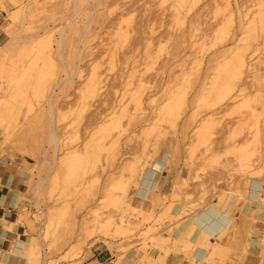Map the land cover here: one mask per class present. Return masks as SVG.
Returning a JSON list of instances; mask_svg holds the SVG:
<instances>
[{"label": "rangeland", "instance_id": "rangeland-1", "mask_svg": "<svg viewBox=\"0 0 264 264\" xmlns=\"http://www.w3.org/2000/svg\"><path fill=\"white\" fill-rule=\"evenodd\" d=\"M0 9V100L11 105H0V159L25 165L35 264H83L102 238L119 263L132 249L144 258L168 240L173 203L246 200L250 176L264 183V0H0ZM74 149L89 155L75 160ZM165 151L189 176L169 205L151 195L149 210L136 207L141 164L162 169ZM227 224L189 259L221 251L213 236Z\"/></svg>", "mask_w": 264, "mask_h": 264}, {"label": "crops", "instance_id": "crops-1", "mask_svg": "<svg viewBox=\"0 0 264 264\" xmlns=\"http://www.w3.org/2000/svg\"><path fill=\"white\" fill-rule=\"evenodd\" d=\"M3 14L0 9V23ZM165 152L162 158L163 168L155 172L152 180L155 184L152 183L151 187L154 186L153 191H157L161 197L164 196L167 199L164 204L167 206L171 196L179 192L177 184L181 182L182 178H187L189 173L185 166L168 167L169 154L167 151ZM26 180L27 172L20 157L13 160L6 157L0 160V263L2 264H28L24 255L11 251L14 245L20 241L23 243L24 252L31 241L29 232L32 226L27 223L25 217L22 220L23 211L28 205L25 197L27 194ZM260 195L259 199L251 201L247 195L246 200L244 198L240 200L237 193H228L222 203L218 204V209L229 219L228 224L213 236L214 240L222 247L221 251L213 252L212 248L208 247L207 254L198 255L197 261L192 262L189 259L194 247L198 246L200 242L197 227L191 228L189 233L191 217L206 205L216 203L218 199L212 196L202 206L194 209L191 208L189 202L180 199L173 203L170 212L172 218L165 222L164 228L161 230L160 235L168 240H164L162 244L160 243L161 245L155 242V245L147 251L151 261L142 258V254H138L132 249L119 264H260L264 257V244L262 243L264 202L260 200L263 192L260 191ZM133 197L136 207L143 205L148 210L151 208L147 200H141L142 196L136 193L135 189ZM250 215H253V222ZM231 227L235 229H231ZM169 229L171 230L170 234L168 233ZM185 229L189 234L184 232ZM252 229L253 233L249 235ZM182 232L187 233V237H184ZM106 247L103 239L95 242L91 250V257L83 264H114V255ZM203 258L205 260L201 262Z\"/></svg>", "mask_w": 264, "mask_h": 264}, {"label": "bare ground", "instance_id": "bare-ground-1", "mask_svg": "<svg viewBox=\"0 0 264 264\" xmlns=\"http://www.w3.org/2000/svg\"><path fill=\"white\" fill-rule=\"evenodd\" d=\"M14 1V0H13ZM6 49H8V48H4V47H2V46H0V52H2L3 53V55H5L4 54V50L6 51ZM1 53V54H2ZM48 56H50V55H48ZM1 57V56H0ZM5 57V56H4ZM242 59V58H241ZM246 63V62H245ZM244 63V64H245ZM228 64V63H227ZM226 64V65H227ZM48 66V65H47ZM245 66H246V64H245ZM231 67V66H230ZM242 67V66H241ZM225 68V67H224ZM233 69V68H232ZM249 69V68H248ZM46 70H48V69H46ZM236 70V69H235ZM234 70V71H235ZM238 70V69H237ZM236 70V71H237ZM239 71V76H240V73H241V70L239 69L238 70ZM48 71H46V73H47ZM227 73V72H226ZM231 73V72H230ZM45 74V68L42 70H39V72L37 73V79L39 80L40 78H42L43 76H45L44 75ZM242 74V73H241ZM47 75H48V73H47ZM232 75H234L233 73H232ZM70 76V75H69ZM239 76H236V77H239ZM46 77V76H45ZM23 78V77H22ZM24 79V78H23ZM68 79V78H67ZM69 80V79H68ZM21 81H23V80H21ZM41 81H42V79H41ZM44 81V80H43ZM70 82V81H69ZM215 82V81H214ZM214 82H213V84H214ZM27 83V82H26ZM248 83V82H247ZM257 83V82H256ZM60 84V83H59ZM219 84V83H218ZM225 84V83H224ZM249 84V83H248ZM40 85V84H39ZM212 85V84H211ZM36 86V85H35ZM57 86H59L58 84L55 86V88H57ZM216 86V85H215ZM223 85H220L219 87H220V89H221V87H222ZM38 87V86H37ZM40 87H41V85H40ZM212 86H209V88H211ZM213 87H214V85H213ZM245 87V86H244ZM250 87V86H249ZM223 88V87H222ZM212 89V88H211ZM244 89V88H243ZM43 90V89H42ZM12 93V92H11ZM52 93H53V88L51 89V95H52ZM239 93V92H238ZM252 93V92H251ZM259 95V94H258ZM14 97V96H13ZM13 97H12V100H13ZM250 97V96H249ZM9 98H11V97H9ZM14 100H15V98H14ZM255 100V99H254ZM1 102H0V105L2 104V102H4V104H6L7 105V102L5 103V100L4 101H2V100H0ZM17 101V100H16ZM19 101V100H18ZM249 101V100H248ZM13 102V101H12ZM3 104V107H4V109H5V106L6 105H4ZM9 104V103H8ZM52 104V103H51ZM51 104H49V106H51ZM10 105V104H9ZM9 105H7V106H9ZM2 106V105H1ZM0 106V107H1ZM6 106V107H7ZM11 106V105H10ZM53 106V105H52ZM0 110H2V109H0ZM7 111H9L8 110V107H7V109H6ZM3 111V110H2ZM7 111H5L4 113H5V115H9V114H7L8 112ZM10 112V111H9ZM2 113V112H1ZM1 115H3V114H1ZM54 130V129H53ZM53 130L51 131V134L52 135H54V132H53ZM16 135V134H15ZM9 136H11V133L9 134ZM3 145V142L0 140V148L1 147H3L2 146ZM17 145V144H16ZM85 146V145H84ZM84 148V147H83ZM86 148H87V145H86ZM3 149H4V147H3ZM83 150H86V149H83ZM1 151V150H0ZM4 151V150H3ZM9 151V150H8ZM12 151V150H11ZM81 151H82V149H81ZM81 151H79V150H76V149H74V150H72V153H71V157H73V158H75V160H76V158H80V157H82V155L84 156V154H86L88 151H89V148L85 151L86 153H84V151H83V153H80ZM2 152V151H1ZM10 152V151H9ZM91 152L93 153V156L95 155L94 153V150L92 151L91 150ZM2 153H4V152H2ZM5 153H6V150H5ZM8 153V152H7ZM91 153V154H92ZM1 154V153H0ZM86 155H89V154H86ZM7 156V155H6ZM1 157V156H0ZM90 157H92V156H90ZM4 158H6V157H4ZM3 158V159H4ZM84 158L86 159V156H84ZM84 159V160H85ZM1 160V159H0ZM83 161V160H82ZM81 161V162H82ZM246 161V160H245ZM72 162H74L73 160H72ZM86 162V161H85ZM88 162V161H87ZM146 161H143V163L141 164V169H142V171H140L141 173V176H139V179L137 180V182L135 183V184H137L136 186H135V191H136V193H138L140 196H142V199L141 200H146V199H148V197L150 198V196H151V199L153 198V197H155V198H153V201H156V200H159V199H162V197L159 195V193L156 191V192H154L153 191V189L152 188H154V186L153 187H151V185H152V183H153V177H154V174H155V172L156 171H159L161 168L160 167H156L155 165L154 166H152V165H147L146 163H145ZM248 162H250V160H248ZM248 162H246L247 164H248ZM22 163V162H21ZM69 163H71V162H69ZM260 163V162H259ZM247 164H245V165H247ZM250 164V163H249ZM79 165V164H78ZM252 165H253V163H252ZM244 166V165H243ZM248 166V165H247ZM137 167V170H138V167L139 166H136ZM136 167L134 166L132 169L130 168V167H128L129 168V170H133L134 169V171H136L135 169H136ZM68 168V167H67ZM94 169V168H93ZM92 169V170H93ZM140 169V168H139ZM102 170V169H101ZM254 171H255V169H253ZM259 170L260 169H258V171L256 170V172H258L259 173ZM90 171V170H89ZM261 171V170H260ZM263 172H264V170H262ZM256 172H254V173H256ZM134 173V172H133ZM132 172H131V174H133ZM137 173V172H136ZM249 173H251V171L249 172ZM135 174V173H134ZM133 174V175H134ZM257 174V173H256ZM137 175V174H136ZM161 175V174H160ZM260 176V174H257L256 176ZM258 176V177H259ZM258 177H253V176H250L249 178H248V180H244L246 183H247V193H246V195H247V197H248V199H250L251 201H255V200H257V199H259V197L261 196L260 195V191L261 192H263V195H262V198L260 199V200H262V202H264V191H263V189L264 188H261V186H263L262 184H264V183H262V181L258 178ZM264 177V176H263ZM157 179H158V177H157ZM80 183H81V180L79 181ZM79 183V184H80ZM132 184V183H131ZM134 184V185H135ZM153 184H155V183H153ZM37 185V184H36ZM128 185V184H127ZM38 186V185H37ZM40 187H42V186H40ZM157 188V187H156ZM228 188V187H227ZM231 188V187H230ZM233 188V187H232ZM234 188H235V186H234ZM239 188H240V186H239ZM124 189H126V187H124ZM236 189H237V187H236ZM241 189V188H240ZM239 189V190H240ZM243 189V188H242ZM233 190V189H232ZM238 190V189H237ZM238 190V191H239ZM241 191V193H242V190H240ZM239 191V192H240ZM124 193H126V192H124ZM227 193V192H226ZM225 193V194H226ZM240 194V193H239ZM150 195V196H149ZM225 195H224V193L221 195V198H220V200H218L216 203H214V205H215V211H216V213H213V212H209V213H206V212H201V213H199V214H195V215H193V217H192V222L190 223L191 224V227L189 228V233H190V231L192 230V229H194V228H198L197 229V231H198V240H200L201 238H203V237H205L206 235H207V233H211V234H213V232H214V228L217 226V224L218 223H220V222H223V221H227V222H229V219L218 209V204H220L221 203V200H222V198L224 197ZM123 199H124V197H123ZM151 199H149V201H151ZM155 199V200H154ZM174 200V199H173ZM117 201L119 202L120 201V203H121V201H123L122 199L121 200H119V199H117ZM153 201H151V202H153ZM175 201V200H174ZM123 203V202H122ZM156 203V202H155ZM158 203V202H157ZM124 205V204H123ZM126 206H128V205H126ZM129 207V206H128ZM128 207H126V208H128ZM141 207V206H140ZM220 207V206H219ZM125 208V207H124ZM129 209V208H128ZM138 212V211H137ZM143 213V212H142ZM45 215V214H44ZM138 215V214H137ZM95 216V215H94ZM110 218L112 217V216H109ZM140 217H141V215H140ZM145 217V216H144ZM148 217H149V214H148ZM110 218L108 219V220H106V222L104 223V225L105 226H107V227H109V226H111L112 224L114 225V222L113 221H111L110 220ZM113 218V217H112ZM142 218V217H141ZM146 218V217H145ZM27 219V218H26ZM100 219V218H99ZM148 218H146V220H147ZM113 220H114V218H113ZM143 220H144V218H143ZM141 221H142V219H141ZM145 221V220H144ZM148 221V220H147ZM146 223V222H145ZM26 224V223H25ZM28 224H30V223H28ZM126 224H128L127 222L125 223V220L122 218V217H120L119 218V221L117 222V225H118V228H117V226H116V229H123L124 231V233H126V232H128L127 230H130L129 228V225H127V227L125 226ZM98 225H99V223H98ZM102 225V224H101ZM101 225H99V226H101ZM124 226V227H123ZM190 226V225H189ZM97 227V226H96ZM95 228V227H94ZM98 229H103V228H105V227H103L102 226V228H99V227H97ZM185 228H187V227H185ZM192 228V229H191ZM105 229H107V232H108V228H105ZM114 229H115V227H114ZM119 229V230H120ZM191 229V230H190ZM187 229H185L184 230V232H187L186 231ZM104 231V230H103ZM126 231V232H125ZM100 232V231H99ZM102 232V231H101ZM184 232H182L183 234L182 235H184V237L186 236L187 237V235L189 234L188 232V234L187 233H184ZM180 233V232H179ZM103 234V233H102ZM106 234V233H105ZM108 234V233H107ZM90 236H91V234H89ZM104 235V234H103ZM112 235V234H111ZM123 235V234H122ZM110 236V235H109ZM108 236V237H109ZM93 237V236H92ZM97 237V236H96ZM178 238H179V236H178ZM181 238H183V237H181ZM35 239V238H34ZM103 239V238H102ZM101 239V240H102ZM104 240V242H106V239H103ZM176 240V239H175ZM155 241H156V239H155ZM30 243L28 244V246H27V248H26V250L23 252V243L22 242H17V244L16 245H14V247H13V249L11 250L13 253H16V254H22V256L24 255L25 256V258H26V260H27V262H28V264H35V263H37L38 262V260H39V255H40V248H39V243L37 244L36 242L37 241H35V240H33V241H29ZM183 242V241H182ZM108 243V242H107ZM109 244V243H108ZM112 246V245H111ZM144 246V245H143ZM157 246V245H156ZM41 247V246H40ZM108 247H110V245L108 246ZM114 247V246H113ZM215 247L217 248V249H222V247L220 246V245H218L217 244V242L215 243ZM245 247V246H244ZM107 248V247H106ZM117 248H118V246H117ZM147 248V247H146ZM201 250H199V251H197V252H199V253H203V248H200ZM119 251V250H118ZM147 251V250H146ZM194 252L196 251V250H193ZM142 252V251H141ZM114 253V252H113ZM116 253V252H115ZM144 256V258H147V259H149V261H151V258L150 257H148V255L147 254H143ZM120 256V255H119ZM162 256V255H161ZM160 257V256H159ZM153 258V257H152ZM154 260H156V259H154ZM159 260V259H158ZM114 261V264H119V262L118 261H116V260H113ZM0 264H2V263H0ZM145 264V263H144ZM162 264V263H161ZM260 264H264V257L261 259V261H260Z\"/></svg>", "mask_w": 264, "mask_h": 264}]
</instances>
